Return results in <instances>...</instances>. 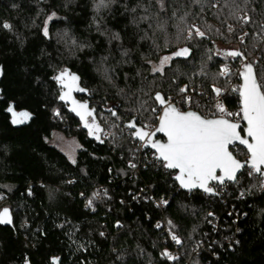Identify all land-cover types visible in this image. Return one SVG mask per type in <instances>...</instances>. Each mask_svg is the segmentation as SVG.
I'll return each mask as SVG.
<instances>
[{
  "label": "trees",
  "instance_id": "obj_1",
  "mask_svg": "<svg viewBox=\"0 0 264 264\" xmlns=\"http://www.w3.org/2000/svg\"><path fill=\"white\" fill-rule=\"evenodd\" d=\"M98 2L0 0V210L12 215L11 227L0 226V264L52 256L60 264H264L260 176L247 168L214 186L215 196L184 192L125 127L157 124V93L178 103L190 95L191 110L204 115L220 89L224 105L238 109L241 62L264 80V0H165L163 10L157 0L97 10ZM243 13L247 24L237 19ZM193 24L204 38H187ZM183 48L187 56L174 55ZM164 56L168 65L153 72ZM65 70L79 78L70 92L55 79ZM80 103L95 110L87 120L100 131L90 134L82 110L73 111ZM54 135L78 144L73 162Z\"/></svg>",
  "mask_w": 264,
  "mask_h": 264
},
{
  "label": "snow or ice",
  "instance_id": "obj_2",
  "mask_svg": "<svg viewBox=\"0 0 264 264\" xmlns=\"http://www.w3.org/2000/svg\"><path fill=\"white\" fill-rule=\"evenodd\" d=\"M114 2L115 0H99L96 5L97 10ZM157 2L161 10H163L165 8V0H157ZM144 19H147V17ZM237 19H242L244 24L249 23L251 20L247 14L243 18L238 17ZM3 27L10 28L11 26L4 24ZM159 27L162 29L163 25ZM228 27L229 31L234 30L232 25ZM44 35H48L47 28L44 29ZM193 35L204 38L206 33L193 25L187 38L192 39ZM114 38L119 39V35L117 34ZM123 54L127 55V52ZM188 54L189 49L183 48L174 55L187 56ZM227 55L235 58L242 56L243 53L231 51ZM169 59L171 58L164 57L161 61V66L154 67L153 72L163 71V65ZM226 71L225 69L221 74H225ZM243 78L244 84L242 90H240V96L242 98V118L247 122V138L242 137L240 132L237 131L239 124L227 118L205 119L193 111L182 112L171 104L164 109L159 127L156 129V131L166 134L167 143L152 142L150 138L155 135V132L136 128L134 123H130L128 127L135 129L133 135L138 139L145 140L146 137L149 138L152 147L159 152V158L165 162L164 166L166 168L179 170L180 174L176 176V179L180 181L181 186L184 188H202L205 192L212 193L213 188L208 184L210 180L218 181L220 184H223L226 180L238 181L237 174L246 165L237 160L232 152L229 151V145L236 141L244 145L249 153V161L247 162L248 175L258 174L262 178L261 187L264 188V80H258L251 63L245 65ZM55 79L60 81L65 87H68L70 92L72 86L77 85L79 78L65 70ZM66 80L70 81V83H65ZM78 90L85 91L83 88H78ZM180 91L184 92L186 89H181ZM216 91L219 93L220 89H216ZM68 95L69 93H65L60 99L64 100ZM155 99L161 105L166 103L165 98L160 93L156 94ZM77 108L82 110L77 114L85 121V127L89 128L90 134L93 129L95 131L101 130L99 125L89 124L87 120V117H93L94 121L93 113L95 110H89L87 104L83 103L76 104L73 111H76ZM218 110L224 113L225 117L239 115V113H227L222 106H218ZM9 111L11 112L12 109L10 108ZM153 111L155 110L153 109ZM112 114L115 115L116 113L113 112ZM13 115L16 116L17 114L13 112ZM19 116L27 118L28 113H20ZM18 122L21 121L13 120V123ZM97 139H99V136H97ZM131 166L135 167V165ZM217 170L220 171V175H217ZM95 195H99V193H95ZM92 203L93 201L89 200L88 206L90 207ZM0 223H11L7 209L0 214ZM169 224H171V221H169ZM172 239L177 244L181 243L175 234L172 235ZM163 255L169 259H175L168 252H164Z\"/></svg>",
  "mask_w": 264,
  "mask_h": 264
},
{
  "label": "water",
  "instance_id": "obj_3",
  "mask_svg": "<svg viewBox=\"0 0 264 264\" xmlns=\"http://www.w3.org/2000/svg\"><path fill=\"white\" fill-rule=\"evenodd\" d=\"M245 65H246V64H245ZM244 71H245V66H244ZM244 71H243V73H244ZM243 84H244V78H243V75H242V80H241V87H240V90H242V88H243ZM239 95H240V91H239ZM163 106H164V104L161 105V108H162ZM165 108H166V107H165ZM165 108L162 109L160 115L158 116V121H157V124H156V128L152 131V132H155V135H154V136H151V138H150L152 142H157V143H167V136H166V134L163 133V132H158V131H156V129L159 127V124H160V118L163 116V111H164ZM240 109H242V98H241V96H240ZM241 112H242V111H241ZM242 117H243V113H242ZM202 118H203V117H202ZM209 119H217V118H209ZM130 123H134V124L136 125V128H141V127H140L139 125L136 124V119H132L129 123L126 124L125 127H126V129L130 130L133 141L137 142V143L141 146V150H150V151H152V152L155 154L156 159H157L158 161H160L161 163H163V165H165V162H164L161 158H159V152H158L155 148L152 147V144L149 142V138H148V137H146L145 140H140V139H138L137 137H135V136L133 135L135 129H133V128H129V127H128V125H129ZM238 124H239V128L237 129V131L240 132V134H241L242 137L247 138V135H246L247 122L242 118L241 122L238 123ZM144 130H145V129H144ZM145 131L151 132V131H149V130H145ZM235 147H240V148H242L243 150H245L246 153H247V156H248L244 161H241V163H245L246 166H245L244 169H242V170L237 174L238 177H239V176L243 173V171H244L245 169L248 168V167H247V162L249 161V153H248V151H247V148H246L244 145H241L238 141H236V142H234L233 144H230V145H229V151L231 152V149H233V148H235ZM233 156H234V155H233ZM164 168H165L167 171H170V172H173V173H174V175H173V180L175 181V183L177 184V186H178L182 191L187 192V193L195 192V191H196V192H200V193H202V194H207V195H210V196H215V192H214V190H213L212 193H208V192H205L202 188L187 189V188L182 187L180 181H178V180L176 179V176L180 174V173H179V170H178V169H169V168H166L165 166H164ZM220 174H221L220 171L217 170V175H220ZM256 176H259V175L256 174ZM261 179H262V178H261ZM235 182H236V181H227V180H226L223 184H220L218 181L210 180V181L208 182V184H209V186H211V185H213V184L221 186V185H224V184H227V183H229V184H233V183H235ZM5 209H7V208H3V209H1V210H0V214H2L3 211H4ZM7 210H8V216H9L10 219H11V223H0V226H1V227H11V226H12V215H11L10 210H9V209H7ZM60 262H61V259H60L59 257H56V256H52V257L50 258V260H49V264H60ZM23 264H30V263H29V260H28L27 257L25 258Z\"/></svg>",
  "mask_w": 264,
  "mask_h": 264
},
{
  "label": "built area",
  "instance_id": "obj_4",
  "mask_svg": "<svg viewBox=\"0 0 264 264\" xmlns=\"http://www.w3.org/2000/svg\"><path fill=\"white\" fill-rule=\"evenodd\" d=\"M244 15H245V13H243V14H238V15H237V18H238V17H239V18H243ZM238 20L242 21V19H238ZM261 40H264V30H263V32H262V34H261L260 41H261ZM249 63H250V60H249V59H246V60H244V61L241 62L240 67H242V66L245 65V64H249ZM228 70L230 71V69H228ZM225 73H226V72H225ZM224 75H225V74H223V76H224ZM189 98H190V99H189ZM222 99H223V98H222V95L219 94V93H217V94L215 95V98H214V106L212 107V111L207 112L206 114H204V115H200V116L203 117V118H205V119H209V118H227V119L231 120V121L234 122V123H240L241 120H242V112H241V109H240V103H239V108H238V109L230 110V109H228V108L224 105ZM191 103H192V98H191L190 95H187V96L185 97V99H184V103H178V102L175 101V100L169 99V100H167V102L164 104V106H163V107L161 108V110L159 111V115H160L162 109L165 108V107H168L169 104H171L172 106L176 107L178 110H180V111H182V112L192 111V110H191V109H192V105H191ZM218 106H222V107L225 109V111H226L227 113H239V115L231 116V117H225V114H224V113L219 112V110H218ZM159 115H158V116H159ZM155 128H156V125H155L153 128H150V129H148V130L152 132ZM214 186H216V185L213 184V185H211L210 187H212L213 190H214ZM217 186H219V185H217ZM170 255H171L172 257H175V256H176V255H174V254H170Z\"/></svg>",
  "mask_w": 264,
  "mask_h": 264
},
{
  "label": "rangeland",
  "instance_id": "obj_5",
  "mask_svg": "<svg viewBox=\"0 0 264 264\" xmlns=\"http://www.w3.org/2000/svg\"><path fill=\"white\" fill-rule=\"evenodd\" d=\"M194 25V24H193ZM192 25V26H193ZM218 50L219 51H235L236 50V47H231V48H224V47H220L218 46ZM166 57V56H164ZM163 57V58H164ZM161 58V61L162 59ZM170 60V59H169ZM169 60L163 65V68L168 65L169 63ZM161 61L159 62L158 65L156 66H152L153 68L154 67H160L161 66ZM185 92V91H184ZM212 111V109H211ZM154 125L151 127L153 128ZM53 144L71 161L73 162L74 158H75V154H76V151L78 150V144L73 141V140H67L63 137H61L60 135H54L53 136Z\"/></svg>",
  "mask_w": 264,
  "mask_h": 264
}]
</instances>
